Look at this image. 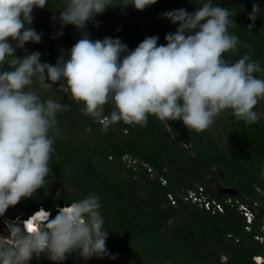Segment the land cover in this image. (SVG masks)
<instances>
[{
  "label": "clouds",
  "instance_id": "1",
  "mask_svg": "<svg viewBox=\"0 0 264 264\" xmlns=\"http://www.w3.org/2000/svg\"><path fill=\"white\" fill-rule=\"evenodd\" d=\"M114 2L63 0L59 17H52L53 22L59 20L60 29L51 38L63 35L68 25L82 35L53 65L41 62L39 51L18 57L10 42L17 41L18 48L41 42L42 33L32 27L33 12L49 7V0H0V217L49 184L57 114L70 107L50 96L42 99L34 83L43 90L58 84V91L83 103L81 111L105 127L121 121L146 127L148 116L154 115L162 122L179 120L203 131L228 111L247 124L264 116L254 110L264 100V78L255 75L264 68L248 53L235 62L224 55H235L242 43L230 32L236 26L233 11L213 0H202L191 13L184 8L167 11L162 18L178 27L165 34L166 44L150 36L129 50L120 38L92 40L86 31L87 24ZM121 3L143 11L157 0ZM258 16H264V8L253 4L247 29H253ZM109 103L113 110L104 116ZM64 206L55 217L52 209L40 207L43 215L34 227L29 221L39 211L6 221L10 235L0 236V264H31L41 254L54 264H63L73 253L85 261L94 256L116 259L106 247L100 197L89 194Z\"/></svg>",
  "mask_w": 264,
  "mask_h": 264
},
{
  "label": "trees",
  "instance_id": "2",
  "mask_svg": "<svg viewBox=\"0 0 264 264\" xmlns=\"http://www.w3.org/2000/svg\"><path fill=\"white\" fill-rule=\"evenodd\" d=\"M201 2L157 0L140 11L115 0L113 7L87 24L86 31L92 40L120 38L129 50L150 36H158V44L163 45L165 34L175 32L178 25L162 18V14L179 8L191 13ZM49 3V7L33 12L32 27L42 33L41 42L27 44L31 53L42 54L41 62L55 65L62 50L67 55L82 33L68 25L63 28V35L51 38L60 29L59 20L53 22L52 17H59L63 0ZM213 4L236 14L232 17L236 26L230 32L242 43L235 55L226 53L225 58L235 62L248 53L264 68V16L257 17L252 30L247 29L252 23L248 16L253 4L264 8V0H213ZM16 55L27 56L20 52ZM4 67L8 70L7 61ZM255 75L264 78V73ZM53 87L43 90L38 84L33 85L42 99L50 96L70 105L69 110L57 114L55 151L49 161L51 175L46 179L59 181L71 191L54 192L52 199L43 200L39 196L46 190L47 184L44 185L31 198L13 206L24 211L23 217L40 207L52 209L55 217L59 207L96 194L108 231L106 247L117 256L114 260L104 257L106 264H259L254 258L264 256V241L257 238L264 237V195L259 191L264 190V116L255 124H247L230 111L225 112L216 121L228 146L215 139L209 128L190 129V151L154 115L148 116L146 127L122 121L109 122L105 127L81 111L83 103L58 91V84ZM112 110L113 105L106 104L104 116ZM254 110L264 113V100ZM216 183L231 187L236 193H220ZM200 186L211 198L225 203L224 212L214 213L188 198L189 191H198ZM241 202L255 211L250 230L239 209ZM31 264L54 262L41 254ZM63 264L81 262L73 253Z\"/></svg>",
  "mask_w": 264,
  "mask_h": 264
},
{
  "label": "water",
  "instance_id": "3",
  "mask_svg": "<svg viewBox=\"0 0 264 264\" xmlns=\"http://www.w3.org/2000/svg\"><path fill=\"white\" fill-rule=\"evenodd\" d=\"M12 46L16 49V52H20L23 55H29L31 53L29 45L26 43L23 48L16 47L17 41H11ZM166 123V122H165ZM170 133L175 140L183 143L190 151H192L193 135L191 130L187 128L182 121H169L166 123ZM216 187L220 193H236L231 187L222 186L220 183H216ZM24 213L23 210L16 207H10L3 217H0V236L7 237L9 234L7 230L6 221H17V218Z\"/></svg>",
  "mask_w": 264,
  "mask_h": 264
},
{
  "label": "built area",
  "instance_id": "4",
  "mask_svg": "<svg viewBox=\"0 0 264 264\" xmlns=\"http://www.w3.org/2000/svg\"><path fill=\"white\" fill-rule=\"evenodd\" d=\"M259 191H261L264 195V190L262 191L261 189H259ZM170 198L172 199V202L175 203V199L173 195L170 194ZM188 198L191 199L193 202L199 204L201 207L210 210L214 213L225 211V203L216 198H211L210 195L206 193L204 186H200L198 191L197 190L189 191ZM227 202L229 203L232 202V199L229 198ZM239 209L246 218L247 221L246 228L250 230V227L255 219V211L253 210L252 207H250L247 203L244 202H241L239 204ZM263 230H264V223H263ZM257 238L260 239L261 241H264V237L257 236ZM254 259L257 263L262 264L264 261V256H256Z\"/></svg>",
  "mask_w": 264,
  "mask_h": 264
},
{
  "label": "rangeland",
  "instance_id": "5",
  "mask_svg": "<svg viewBox=\"0 0 264 264\" xmlns=\"http://www.w3.org/2000/svg\"><path fill=\"white\" fill-rule=\"evenodd\" d=\"M210 132L212 133V135L215 137V139H217L223 146H228L227 140H226V136L222 130V128L220 127V125L217 123V121L215 120V122L209 127ZM67 191H71V189H65V187L63 186L62 183H60L59 181H55L52 180L49 182V184L46 185V190L44 193L40 194L41 196H39L40 198H42L43 200L46 199H52L53 197V193L54 192H58V193H66ZM77 259L80 260L81 264H106V261L104 260V258H98V257H92L90 259H88L87 261H85L83 258H81L78 254H77Z\"/></svg>",
  "mask_w": 264,
  "mask_h": 264
},
{
  "label": "bare ground",
  "instance_id": "6",
  "mask_svg": "<svg viewBox=\"0 0 264 264\" xmlns=\"http://www.w3.org/2000/svg\"><path fill=\"white\" fill-rule=\"evenodd\" d=\"M67 206H68V205H67ZM64 207H65V206H64ZM37 211H39V213L36 214L32 220L29 221V224H30L32 227H34V224H36V222H34V221H36V220H40L41 216L43 215L41 209H39V210H37Z\"/></svg>",
  "mask_w": 264,
  "mask_h": 264
}]
</instances>
